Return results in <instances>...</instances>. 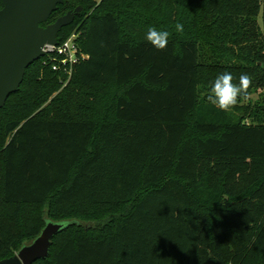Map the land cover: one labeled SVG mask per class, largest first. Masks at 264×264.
I'll list each match as a JSON object with an SVG mask.
<instances>
[{
    "label": "trees",
    "instance_id": "trees-1",
    "mask_svg": "<svg viewBox=\"0 0 264 264\" xmlns=\"http://www.w3.org/2000/svg\"><path fill=\"white\" fill-rule=\"evenodd\" d=\"M139 1L62 0L40 24L71 12L56 39L78 32V58L68 79L40 57L0 108V260L51 220L72 223L32 264H264V111L197 95L199 42L264 77V1L144 0L172 9L160 50Z\"/></svg>",
    "mask_w": 264,
    "mask_h": 264
},
{
    "label": "water",
    "instance_id": "water-1",
    "mask_svg": "<svg viewBox=\"0 0 264 264\" xmlns=\"http://www.w3.org/2000/svg\"><path fill=\"white\" fill-rule=\"evenodd\" d=\"M62 0H2L0 9V108L23 81L25 69L44 55L45 45L57 44L59 30L73 20L71 12L41 26ZM69 221L47 220L40 233L0 264H32L49 254L52 238Z\"/></svg>",
    "mask_w": 264,
    "mask_h": 264
},
{
    "label": "rangeland",
    "instance_id": "rangeland-1",
    "mask_svg": "<svg viewBox=\"0 0 264 264\" xmlns=\"http://www.w3.org/2000/svg\"><path fill=\"white\" fill-rule=\"evenodd\" d=\"M160 1V0H159ZM264 1V0H263ZM162 8V6H160ZM172 7V6H171ZM159 8V7H158ZM157 11H152V6H148L144 0H141L139 2L134 3L133 9H136L143 14L142 20H146V18L151 20V23H142V20L139 18V20H135V26H136V39L139 37H146V32L148 28L150 27H156L157 29H163L166 30L167 28H171V25L173 23V19L171 18L172 9H161ZM178 10L174 12V14L178 18ZM137 11V12H138ZM140 13V14H141ZM262 11L260 12L261 15ZM204 18H200L199 20H196L198 24L201 22H207L211 20L210 15H205L204 13L200 14ZM258 16V22L261 24V16ZM172 19V21H171ZM186 18H184L185 20ZM262 30V29H261ZM261 32V31H260ZM181 36H184L186 34L185 31H179ZM170 36V33H169ZM263 36V34H262ZM201 48V55L199 57L200 63L202 64L203 71L201 72L200 76V83L198 86V104L206 107L212 105L207 100V95L209 92V87L212 83V81L215 79V77L222 73L223 71L218 70L217 74L215 76H211V71H213L214 68L217 67H224V65L227 67L230 63V60L227 59H217L215 56V51L212 46L207 45L206 43L199 42L198 43ZM226 67H224V70L226 71ZM228 71V69H227ZM228 72H234L233 74V83L239 84V77L243 73H247L251 77V84L249 85L248 89L246 90V94L242 95L238 99L239 105L244 106V110L240 111L238 113H234V117L243 118L245 122H249V118L255 114V112H258L259 115L263 116L264 111V103L262 102L264 98V77L261 76L258 71V76L256 78L252 77V69H243V70H235V71H228ZM67 82V81H66ZM66 82H61V86H64ZM57 93V92H56ZM54 93V94H56ZM226 113L232 114L231 108L226 110ZM191 118H193V115H191ZM191 131L195 133V129L191 128ZM85 224V222H83ZM30 242V241H29Z\"/></svg>",
    "mask_w": 264,
    "mask_h": 264
},
{
    "label": "clouds",
    "instance_id": "clouds-1",
    "mask_svg": "<svg viewBox=\"0 0 264 264\" xmlns=\"http://www.w3.org/2000/svg\"><path fill=\"white\" fill-rule=\"evenodd\" d=\"M177 31H183V25L176 24ZM146 40L158 50L164 49L168 44L169 32L156 27L148 28L146 32ZM233 74L224 71L218 74L212 81L207 100L221 110H228L238 103V99L246 94V90L251 84V77L247 73H243L239 77V84L233 83Z\"/></svg>",
    "mask_w": 264,
    "mask_h": 264
},
{
    "label": "built area",
    "instance_id": "built-area-1",
    "mask_svg": "<svg viewBox=\"0 0 264 264\" xmlns=\"http://www.w3.org/2000/svg\"><path fill=\"white\" fill-rule=\"evenodd\" d=\"M93 1L97 5L102 0ZM78 36V32H73L61 43H57L55 45H45L43 47V56H45L46 59L42 61V64H50L52 70L62 72L64 75H67L69 79L71 76L72 65L78 58L77 54L79 46L76 42Z\"/></svg>",
    "mask_w": 264,
    "mask_h": 264
}]
</instances>
